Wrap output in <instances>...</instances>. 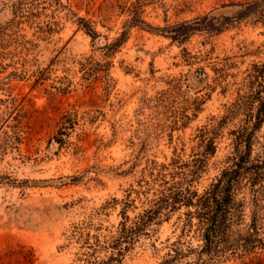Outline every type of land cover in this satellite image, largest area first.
I'll return each instance as SVG.
<instances>
[{"label": "rangeland", "instance_id": "374dc122", "mask_svg": "<svg viewBox=\"0 0 264 264\" xmlns=\"http://www.w3.org/2000/svg\"><path fill=\"white\" fill-rule=\"evenodd\" d=\"M15 1L0 0V264H83L87 242L117 234L151 160L197 152L198 129L225 113L264 58V26L206 30L207 16L230 15L232 3L247 0H26L17 13ZM135 5L150 27L132 26ZM119 38L107 56L100 47ZM232 128L199 193L226 165ZM132 198L133 219L154 194ZM187 211L154 226L119 264H161L179 239L200 247L197 224L182 232ZM251 213L248 205L247 223ZM238 256L220 264H264V249Z\"/></svg>", "mask_w": 264, "mask_h": 264}, {"label": "trees", "instance_id": "16d2710c", "mask_svg": "<svg viewBox=\"0 0 264 264\" xmlns=\"http://www.w3.org/2000/svg\"><path fill=\"white\" fill-rule=\"evenodd\" d=\"M25 4L26 0L15 1V13L23 12ZM231 6L237 10L230 15L207 16L204 19L206 30L218 33L243 22L264 26V0L240 1ZM132 13V26L150 27L142 18L141 5H135ZM80 20L96 39L99 34L93 25L84 18ZM123 42L124 38H119L100 48L110 56ZM107 65L109 69L111 62L108 61ZM246 73L236 89V98L226 106L225 113L213 116L209 123L198 129L194 139L197 142L194 152H197L190 160L175 154L168 163L150 161L139 183L140 189L130 190L117 234L104 241L96 235L95 243L87 242L90 251L85 253L83 264L121 263L125 254L134 249L143 237H150L155 232L154 226L169 220L183 207L188 208L183 219V234L197 224L196 233L203 244L198 248H185L182 239L176 240L161 264H182L190 256L195 260L186 264H220L229 253L243 258L264 249V58L252 63ZM229 125L233 128L228 133L232 141L226 165L210 187L199 193L195 187L208 171L219 140ZM241 191L245 196L239 199ZM132 193L139 196L154 194L149 207L133 219L127 211L135 202ZM248 205L252 213L247 223L245 209ZM100 251H110L111 254L106 259H99L96 254ZM201 253L206 256L200 258Z\"/></svg>", "mask_w": 264, "mask_h": 264}]
</instances>
